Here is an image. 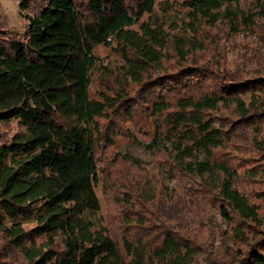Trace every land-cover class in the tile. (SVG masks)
<instances>
[{"label":"trees","instance_id":"trees-1","mask_svg":"<svg viewBox=\"0 0 264 264\" xmlns=\"http://www.w3.org/2000/svg\"><path fill=\"white\" fill-rule=\"evenodd\" d=\"M243 1L18 0L34 16L21 34L0 26V127L19 128L0 131V264H212L179 220H143L134 207L154 200L145 189L133 198L112 185V200L129 207L118 236L103 224L96 188L107 152L111 167L140 169L122 146L164 156L170 177L194 178L230 239L249 244L232 264H264V230L253 234L264 228V190L257 204L237 188L240 160L226 151L264 122V73L231 77L188 61L205 51L206 30L255 26L264 0ZM99 46L121 65L107 68Z\"/></svg>","mask_w":264,"mask_h":264},{"label":"rangeland","instance_id":"rangeland-1","mask_svg":"<svg viewBox=\"0 0 264 264\" xmlns=\"http://www.w3.org/2000/svg\"><path fill=\"white\" fill-rule=\"evenodd\" d=\"M250 2L251 0L243 1L240 7H248ZM256 5L259 6V4ZM33 16V12L24 11L19 7L18 0H0V26L8 32L21 34L28 23V17ZM254 21L256 24L253 28H243L239 33L227 31L221 24L206 30L202 36L206 40L205 51L192 53L188 60L189 64L192 63V58L199 63L216 64L226 76L230 74L231 77L248 76L252 78L257 73H264V15L259 13ZM95 54L112 71L122 63L109 48L99 46ZM167 56L173 57L174 55L169 52ZM174 61L175 59H169L164 65L172 68L170 64ZM100 86L99 78L96 76L91 86L92 93L98 91ZM259 123L256 128H246V138L234 140V145L226 149L234 162L240 160L236 162V165H241L238 169L237 188L257 204L260 203L259 198L261 197L258 193L264 190V175L259 173L256 178L252 179L244 172L246 170L262 171L261 167H264V152L261 149V147L264 148V122ZM255 129L259 130L256 138L261 143L260 148L252 145ZM0 131L6 138L19 131V128L16 123L12 122L6 127H0ZM241 131L243 130L237 129V134L240 135ZM120 151L138 159L140 169L126 163H118L111 167V152H107L106 164L100 173V184L96 188L101 206L98 216L116 236L121 230L119 227L122 218L120 211L129 206H122L121 203L117 204L112 200L114 195L110 190L113 188L112 185L114 189H121L124 186L122 190L130 192L133 198L140 197L139 193L144 191L143 189L147 190L148 196L154 200L142 201V207L137 204L134 207L142 214L143 220L146 219L147 222L157 215L163 216L162 220L168 225L179 220L185 226L186 231L195 236V240L206 252L212 264H227V262L232 264L236 260L233 257L236 256L237 250L247 248L249 244L240 241L233 242L230 239L229 233H226L230 231V225L226 224L219 215L215 199L210 201L208 196L201 194L202 188L194 178L183 177L177 180L170 177L165 171L167 166H163L164 156L149 155L134 146H122ZM262 206H264L263 203ZM173 230L178 231L175 227ZM263 230V226H260L253 230V234L259 237ZM246 237L249 238V242H252V234H247ZM1 243L0 241V245Z\"/></svg>","mask_w":264,"mask_h":264}]
</instances>
